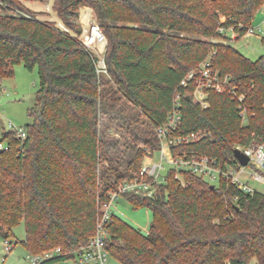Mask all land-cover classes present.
I'll return each mask as SVG.
<instances>
[{
	"label": "trees",
	"instance_id": "16d2710c",
	"mask_svg": "<svg viewBox=\"0 0 264 264\" xmlns=\"http://www.w3.org/2000/svg\"><path fill=\"white\" fill-rule=\"evenodd\" d=\"M29 1L46 2L0 0V80L20 62L36 67L38 77L25 138L3 130L7 149L0 150V231L9 237L23 222L28 253L86 244L99 205L138 174L145 150L121 168L100 131L101 118L112 115L141 133L117 110L120 100L147 119L152 153L155 128L175 100L180 122L173 134L204 135L171 148L174 155L235 166V148L264 140V53L250 59L227 34L231 28L244 36L264 0H52L55 20L41 19L46 12ZM82 6L93 9L105 35L106 73L96 72V54L79 39ZM204 62L222 86L205 88L206 106L194 100L193 79L180 83ZM154 186L152 195L121 194L151 210L146 230L110 215L105 248L117 264H264V193L175 169Z\"/></svg>",
	"mask_w": 264,
	"mask_h": 264
},
{
	"label": "built area",
	"instance_id": "2783aa9c",
	"mask_svg": "<svg viewBox=\"0 0 264 264\" xmlns=\"http://www.w3.org/2000/svg\"><path fill=\"white\" fill-rule=\"evenodd\" d=\"M230 30H232L230 28ZM261 31V26L257 28H249L246 34H252L254 31ZM220 31H223L220 29ZM79 39L82 44L91 49L97 57L96 72L106 73V66L103 58V53L106 45V38L96 20L89 23L86 29L81 31ZM207 62L202 63L198 72L191 71L187 74L180 83L185 86L190 79L194 80L195 90L193 92L194 100L202 106H206L205 88L213 87L216 90H222L221 83L217 76L211 74L206 67ZM180 122L179 101L175 100L173 108L168 113L163 124L155 128L156 137L158 140V149L155 152L147 151L145 160L134 177L125 180L117 189L109 193L108 200L99 205V215L97 217L95 233L86 244H81L73 250L63 251L61 247H55L40 254L28 253L26 257L32 264H107V257L109 256L105 244L108 236L106 224L110 215L115 211V200L124 192H137L147 195H152L155 189V184H159L164 180L161 176V169L163 163L170 164L172 169L185 170L191 174L201 176L209 182L213 183L220 178L229 180L231 183L237 185L238 188L245 192H253L254 190L241 180V174L244 172L246 166L251 167L250 175L257 180L264 183V140L252 142L245 148H239L249 160L246 165H241L236 160V165L231 166L226 164L221 166L216 163V160L208 156H186L174 155L171 148L190 142L199 140L204 134L201 131L190 132L184 135H174L173 131ZM7 131H10L15 137L25 138L26 131L23 126H16L11 121H8ZM7 149L6 143L0 142V150ZM154 153L160 154V161L153 162L152 157ZM12 244L7 239L4 240V248L11 249ZM65 254L63 259L52 261L55 256ZM49 262V263H48Z\"/></svg>",
	"mask_w": 264,
	"mask_h": 264
},
{
	"label": "rangeland",
	"instance_id": "374dc122",
	"mask_svg": "<svg viewBox=\"0 0 264 264\" xmlns=\"http://www.w3.org/2000/svg\"><path fill=\"white\" fill-rule=\"evenodd\" d=\"M52 0L45 1H29L27 4L36 11H44L39 17L41 19H56L52 10ZM253 28L261 26L262 31H256L249 37L247 35L240 37L232 43L247 57L252 60L257 59L259 55L264 53V2L256 11L252 25ZM231 33V31H228ZM236 34V33H235ZM229 35V34H228ZM38 87V77L36 67L27 69L20 62L14 66V74L11 77L0 80V141L5 143L2 139V132L6 130L8 121H11L16 126H23L25 123L31 121L28 115V109L35 101V93ZM117 110L126 114L130 119L136 120L141 129V133L137 134L124 121V119H115L112 115L103 116L101 118L100 131L103 138L108 140L111 145L110 156L117 160L121 168L127 166L128 160L133 153L138 149L149 151V146L146 144V139H151V136L146 132L150 130L149 123L146 118L139 114L134 108L120 100ZM146 131V132H145ZM146 138V139H145ZM146 156V155H145ZM146 158L144 157V160ZM105 160V159H104ZM153 162L160 161V154L154 153L152 157ZM108 167V163L105 162ZM173 166L163 163L161 169V176L172 169ZM250 166H246L244 172L241 174V180L244 181L253 190L264 193V183L257 180L249 173ZM214 183V182H213ZM115 213L122 219L132 224L136 228L144 231L152 222V212L146 207L140 206L134 208L133 205L123 196L117 197L115 200ZM25 234L24 223L20 222L13 228V235L5 237L0 231V264H32L26 257L28 252L21 243ZM7 239L12 244L10 250L4 248V240ZM107 264H117L116 260L111 256L107 257ZM246 264H256L255 258L250 259Z\"/></svg>",
	"mask_w": 264,
	"mask_h": 264
},
{
	"label": "crops",
	"instance_id": "0c3cea01",
	"mask_svg": "<svg viewBox=\"0 0 264 264\" xmlns=\"http://www.w3.org/2000/svg\"><path fill=\"white\" fill-rule=\"evenodd\" d=\"M26 5L29 6L27 4V2H26ZM93 20H96L95 15H94V12H93V9L90 8V7H88V6H82V7H80L79 14H78V19H77V23L79 24V26L81 28V31H83L84 29H86L87 26L89 25V23L91 21H93ZM228 31H227V34H229V36L231 37V42L232 41H236V40L239 39V38H236V34L234 32L229 33ZM245 35H247V34H245ZM249 36L250 35H247V37H249Z\"/></svg>",
	"mask_w": 264,
	"mask_h": 264
},
{
	"label": "water",
	"instance_id": "95a60500",
	"mask_svg": "<svg viewBox=\"0 0 264 264\" xmlns=\"http://www.w3.org/2000/svg\"><path fill=\"white\" fill-rule=\"evenodd\" d=\"M234 157L241 165H246L249 158L239 148L233 150ZM213 186V185H212Z\"/></svg>",
	"mask_w": 264,
	"mask_h": 264
}]
</instances>
